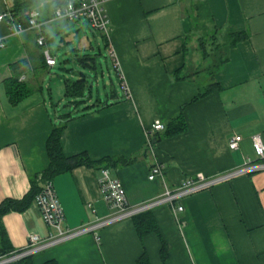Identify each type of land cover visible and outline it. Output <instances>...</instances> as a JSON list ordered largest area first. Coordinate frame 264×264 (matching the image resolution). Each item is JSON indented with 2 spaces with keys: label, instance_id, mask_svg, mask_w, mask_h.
<instances>
[{
  "label": "crops",
  "instance_id": "crops-1",
  "mask_svg": "<svg viewBox=\"0 0 264 264\" xmlns=\"http://www.w3.org/2000/svg\"><path fill=\"white\" fill-rule=\"evenodd\" d=\"M10 7V0H0V15ZM105 11L110 21L106 40L88 24L87 33L82 21L46 24L51 47L60 39L56 55L51 52L57 61L54 68L44 67L35 33L14 36L7 23L0 22V38L6 44L0 50V205L22 201L49 167L48 138L70 109L59 114L63 105L55 104L52 96L47 100L37 86L48 69L58 67L64 47L69 52L64 64L82 67L63 69L73 76L64 80V87L65 81L86 80L87 105H97L66 123L64 154H87L93 162L137 157L129 167L111 169L132 207L152 201L165 186L177 188L198 174L223 175L247 159L255 160V135L264 144V0H106ZM241 33L247 39L229 53L215 55L214 42L205 41L210 35L213 40L222 39L217 34L225 39ZM21 61L27 66L20 70V79L25 77L32 94L14 106L5 82L14 75L12 65ZM212 85L219 89L198 99ZM180 113L187 124L184 133L171 138L151 133L156 121L167 127ZM237 135L243 141L232 151L229 143ZM156 163L162 166L163 178L151 182L149 172ZM101 172L80 167L54 178L65 228L110 215L101 196ZM180 204V223L168 206L152 211L158 234L141 238L135 221L127 220L101 230L99 242L85 235L35 255L32 263L138 264L146 253L151 264H264V171L217 185ZM0 225L4 250H21L30 236L55 233L33 203L24 212L3 216Z\"/></svg>",
  "mask_w": 264,
  "mask_h": 264
},
{
  "label": "built area",
  "instance_id": "built-area-1",
  "mask_svg": "<svg viewBox=\"0 0 264 264\" xmlns=\"http://www.w3.org/2000/svg\"><path fill=\"white\" fill-rule=\"evenodd\" d=\"M105 3L106 0H78L76 3L69 1L66 5L58 8L54 12L53 17L48 20L43 19L41 11L33 9L28 13L25 22L17 21L11 11L7 10L0 15V22H6L14 36L35 33L37 46L43 49L47 67L54 68L57 65V61L47 46L44 32L46 24L60 21L66 23L86 21L93 31H97L108 38L110 35V21L105 11ZM5 47V40L0 38V50ZM24 80L25 77L21 78L20 82ZM125 89L128 91L127 87ZM165 130L166 126L162 122L156 121L152 125L151 133H163ZM242 141L243 138L241 136H235L229 143V149L232 151L239 150ZM252 146L256 158L255 160L247 159L242 167L211 178L198 174L196 177L186 179L179 187L174 189L165 186L164 191L158 197L148 203L134 207L130 206L127 201L126 190L122 182L113 177L111 170L103 169L99 184L102 199L107 204L110 215L105 218H96L93 222L76 229L64 227L65 215L56 195L53 181L46 180L42 183L41 190L36 196L33 205L41 213L45 225L53 229L55 233L49 234L46 238L35 235L30 236L26 248L12 251L7 255L0 253V264L18 263L85 235L92 234L99 242V232L101 230L123 221L132 220L141 214L154 211L163 206H168L172 210L176 221L180 223L179 214L184 211V207L180 203L187 197L211 190L217 185L231 182L241 176L264 171V144L260 135L252 137ZM162 178V166L156 163L151 167L148 179L151 182H155ZM178 203L180 204L179 206ZM96 213L97 211L92 209V214L96 215Z\"/></svg>",
  "mask_w": 264,
  "mask_h": 264
},
{
  "label": "trees",
  "instance_id": "trees-1",
  "mask_svg": "<svg viewBox=\"0 0 264 264\" xmlns=\"http://www.w3.org/2000/svg\"><path fill=\"white\" fill-rule=\"evenodd\" d=\"M76 3L78 0H10L11 7L10 11L15 17V19L19 22H25L27 20L28 13L36 9L43 2H48V4L40 10L45 18V20L51 19L53 17L54 12L66 5L68 2ZM38 10V9H36ZM106 40V37L103 36ZM226 53H229L232 49H234L239 43L243 42L247 39V35L244 33L241 34H227L226 37ZM48 48L51 50L50 42H47ZM219 46V47H218ZM221 45H216L220 49ZM223 46V45H222ZM224 47V46H223ZM221 47V49H223ZM218 49V51H220ZM225 49V47H224ZM219 52H215L217 55ZM42 60L45 68H48L43 52H42ZM88 58L84 59L87 61ZM226 62L224 60L221 64L223 65ZM27 66V62L21 61L12 65V71L14 75L11 79L5 82L6 93L9 96L10 103L14 106L20 104L24 99L28 98L32 91L27 86V84L23 81L20 82L19 72L22 68ZM86 80H81L79 82L73 81H65V97L68 101V108L70 109L67 114L63 117V123L59 125H54L51 135L47 141V154L49 158V167L44 173L38 177V184L32 187L30 193L22 200V201H6L0 205V220L3 216L7 215L11 212H24L29 207H31L34 202L36 196L41 190L42 183L46 180L53 181L55 177L71 172L80 167L87 168H97L101 171L103 169H114V168H125L133 165L137 162V157H133L131 159H123V158H106L98 162H93L90 160L87 154H80L73 157H67L64 154L61 138L62 133L66 127V123L71 119L77 118L80 114L84 115L86 112L94 110L97 105L88 106L87 105V94H86ZM219 87L217 85H212L207 89V92L204 94H200L199 98H203L214 91H217ZM109 106L108 104H103V107ZM82 107V108H81ZM102 107V106H101ZM76 111L74 114L73 112ZM75 115V117L73 116ZM73 117V118H72ZM187 130V124L183 118V114L180 113L176 119H174L167 127L164 133L165 137L171 138L177 135L184 133ZM37 180V181H38ZM135 221L136 229L141 238L144 236L159 233L158 226L154 219V216L151 212H147L141 214L133 219ZM0 228L2 229L1 225ZM2 240L5 243V233L2 232ZM12 250H4L0 249V253L2 255H7L11 253ZM161 257L163 262L166 261L167 258V250L165 244H163ZM15 264H33L32 258L24 259ZM138 264H151L148 255L145 253L139 260Z\"/></svg>",
  "mask_w": 264,
  "mask_h": 264
},
{
  "label": "rangeland",
  "instance_id": "rangeland-1",
  "mask_svg": "<svg viewBox=\"0 0 264 264\" xmlns=\"http://www.w3.org/2000/svg\"><path fill=\"white\" fill-rule=\"evenodd\" d=\"M82 22L86 26V32L89 33V30H90L89 29V26H88L89 24L86 21H82ZM197 26L200 29L202 27V24L200 23ZM211 36L212 35H210L209 37H207L205 39V41H207V42L208 41H211V42L213 41L214 42V44H211V45H213V47L215 49L214 51L215 52L216 51L217 52H221V53L226 52L225 50H226V47L227 46L225 45L226 43L224 41L225 40L224 37L222 35H220V34H217V36L218 37L220 36V38H222V39H218V38L215 37L216 40L215 39L210 40V37ZM79 38L80 37H78L77 39L79 40ZM63 39H65V42L69 41V39H67L66 36ZM100 43H101V40H100ZM59 44H60V39L58 41H55L53 43V47H51V52L53 53L54 56L57 53V48H58ZM216 45H221L220 46V49H221V47L224 46L225 49L224 50L223 49L220 50L218 48L219 46L216 47ZM56 46H57V48H56ZM61 48H63V47H61ZM218 49L220 51H218ZM66 53L68 54L69 52L67 51V49L65 47L62 49V51H59V53H58V55H59L58 59L61 58V60H60V62L58 64V67L55 68L54 70L53 69H48L46 71V73H44L40 77L39 82H38V86H37V88L38 87L39 88L40 87L43 88V94H44V96H45V98L47 100H50V98H51L50 96H52L53 101L55 102V104H61V105H63L61 108H59V114H61L63 112H67L69 110V108L67 107L68 106L67 99L65 97L64 80L73 77L70 73L66 72L63 69L64 68H66V69H73L74 71H80L82 69V67H80V66L64 64L63 59H66V56H67ZM75 77H76V75H75ZM99 86H100L101 96H103L104 95V92H103L104 83L103 82L100 83ZM94 94H96V87L94 89ZM101 98L103 100L105 99L103 97H101ZM62 102H64V104ZM51 111L53 113V116H55V114H54V112H55L54 111V108Z\"/></svg>",
  "mask_w": 264,
  "mask_h": 264
},
{
  "label": "water",
  "instance_id": "water-1",
  "mask_svg": "<svg viewBox=\"0 0 264 264\" xmlns=\"http://www.w3.org/2000/svg\"><path fill=\"white\" fill-rule=\"evenodd\" d=\"M155 143V141H153Z\"/></svg>",
  "mask_w": 264,
  "mask_h": 264
}]
</instances>
